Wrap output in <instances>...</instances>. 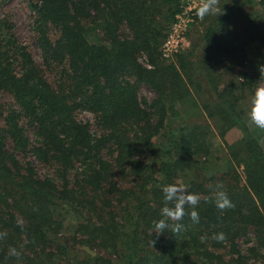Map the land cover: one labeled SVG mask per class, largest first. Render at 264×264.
Returning <instances> with one entry per match:
<instances>
[{
    "label": "trees",
    "instance_id": "trees-1",
    "mask_svg": "<svg viewBox=\"0 0 264 264\" xmlns=\"http://www.w3.org/2000/svg\"><path fill=\"white\" fill-rule=\"evenodd\" d=\"M4 1L0 94L12 102L0 126V232L7 233L0 264H264V147L248 125L243 81L223 82L218 67L243 63L246 38L264 43V23L249 17L245 0H221L224 12L205 16L171 61L159 47L182 0H31L43 65L18 41ZM100 18L103 35L89 41L86 28ZM141 83L155 91L152 99L139 96ZM174 102L197 105L212 120L225 147L222 170L203 173L197 164L211 151L207 121L180 123L174 138L156 141ZM80 111L93 113L95 130ZM35 160L51 165L50 175H39ZM182 174L204 195L222 183L235 206L221 215L202 201L199 223L185 216L178 236H151L162 188L182 183ZM60 210L75 217L70 235ZM221 232L223 242L211 239ZM83 246L94 253L79 254ZM11 247L22 251L19 259L8 255Z\"/></svg>",
    "mask_w": 264,
    "mask_h": 264
},
{
    "label": "rangeland",
    "instance_id": "rangeland-1",
    "mask_svg": "<svg viewBox=\"0 0 264 264\" xmlns=\"http://www.w3.org/2000/svg\"><path fill=\"white\" fill-rule=\"evenodd\" d=\"M31 0H5L2 4L3 12L8 15V17L14 23V33L19 42L26 45L27 48L31 51L34 59L43 65L40 50L35 42L34 35L31 29ZM183 2V1H182ZM221 2V0H220ZM244 9L250 18L254 19L257 23H264V13L261 12L259 0H245L243 3ZM208 18L211 15L207 16ZM208 18H204L203 22L198 26H193L189 32V42L181 48L179 51L186 50L190 47L191 42L195 40L196 36L202 31L203 27L207 24ZM172 22V21H171ZM170 22V23H171ZM104 30V18H100L95 24L89 25L86 28L85 35L89 41H97L102 35ZM127 31V29H126ZM245 44V57L244 61L240 65H233L232 61L225 59L219 64V69L223 74V82L227 79L231 80L236 77L238 80L243 81L244 85V94H245V104L249 110L251 106V100L254 97V93L257 87L264 85V73L261 69L264 68V43H260L258 39H247ZM176 55V54H175ZM162 56V55H161ZM163 57V56H162ZM164 58V57H163ZM138 59L147 64L146 55L141 52L138 56ZM166 61H171L173 59H166ZM47 77L54 84L56 81V76L53 72L45 71ZM138 94L146 100L152 99L156 94L147 84L141 83L138 86ZM12 102L11 96L7 92H2L0 94V126L4 123V115L6 112L7 106ZM247 110V112H248ZM79 117L83 120H88L90 123V128L92 130L96 129L94 115L90 111H80ZM194 121H207L210 123L213 133L208 136V143L210 146V153L205 158L204 156L200 157L199 162L197 163L200 171L207 173L215 169H223L222 164L224 163V158L226 156L225 147L216 133V127L213 124L212 120L206 117V115L200 110L197 105L186 103L180 105L178 102H174L169 105L168 114H167V126L160 132V135H157L156 141H166L167 139L174 138L175 134L178 133L177 126L180 123H192ZM170 125V126H169ZM248 125L251 130L257 135L260 139L261 145L264 144V130H260L250 125ZM170 127V128H169ZM29 137L32 136L30 130L27 131ZM201 163V164H200ZM36 170L39 175H50L53 171L51 165L43 164L35 160ZM241 167H239L240 169ZM192 173V170L188 172ZM187 175L182 174L178 180L182 183L187 179ZM61 214L65 218L63 232L70 235L72 233L71 223L75 221V217L66 210H60ZM249 241H246L243 237L239 239V244L242 249L246 248V245L251 244L253 241V231L249 232ZM86 251L87 253H94L95 249H90L87 246H83L81 251H77L79 254ZM244 251V250H243ZM74 251L70 250L69 257H73ZM259 264H263L258 261ZM62 264H70L66 258H63Z\"/></svg>",
    "mask_w": 264,
    "mask_h": 264
},
{
    "label": "clouds",
    "instance_id": "clouds-1",
    "mask_svg": "<svg viewBox=\"0 0 264 264\" xmlns=\"http://www.w3.org/2000/svg\"><path fill=\"white\" fill-rule=\"evenodd\" d=\"M223 12L224 9L223 6L221 7L220 0H201L196 14L200 19H203L205 16H218ZM261 71L264 73V68ZM247 118L250 125L264 130V85L257 87L254 97L251 100V106L247 112ZM261 146L264 147V144ZM208 187L210 192L208 195H204L190 191L187 184L180 182L164 186L162 188L164 194L163 207L160 209L161 218L153 221L150 235L152 236V233L155 232L156 236L159 237L165 231H169L178 236L185 228V225L180 223L185 216H188L193 223H199L200 215L197 208L202 201L204 203L214 204L221 215L227 210L234 208L235 205L222 183L209 185ZM187 209H190V211ZM17 224L20 227L24 226L22 220H18ZM6 235V232H0V240L4 239ZM211 239L217 242H223L226 236L222 232L213 233ZM208 240L209 236L207 234L200 237L201 243H207ZM8 255L19 259L22 251L11 247L8 250Z\"/></svg>",
    "mask_w": 264,
    "mask_h": 264
},
{
    "label": "built area",
    "instance_id": "built-area-1",
    "mask_svg": "<svg viewBox=\"0 0 264 264\" xmlns=\"http://www.w3.org/2000/svg\"><path fill=\"white\" fill-rule=\"evenodd\" d=\"M182 1L159 47L161 55L166 59H173L175 54L189 42L188 32L192 26H198L202 20L196 14L201 0Z\"/></svg>",
    "mask_w": 264,
    "mask_h": 264
}]
</instances>
